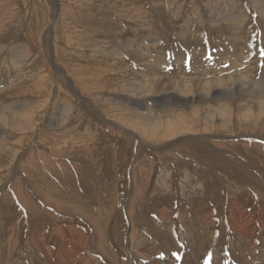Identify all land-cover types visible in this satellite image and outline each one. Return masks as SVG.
<instances>
[{
  "label": "rangeland",
  "instance_id": "rangeland-1",
  "mask_svg": "<svg viewBox=\"0 0 264 264\" xmlns=\"http://www.w3.org/2000/svg\"><path fill=\"white\" fill-rule=\"evenodd\" d=\"M231 1L0 0V116L40 109L28 134H14L18 143L0 140L10 146L0 153V264L264 263V114L245 122L242 96L213 97L204 105L217 115L215 105L226 103L232 120L175 144L112 116L137 105L145 80L154 87L151 110L181 114L188 96L177 82L179 60L187 74L196 76L205 62L240 86V51L228 62L236 46L250 64L245 83L263 81L264 10L233 0L232 12ZM217 6L228 15L217 17ZM244 9L237 22L226 21ZM140 37H155L157 45L146 47ZM99 46L120 58L100 55ZM227 48V61L217 60ZM157 52L170 63L153 64L148 56ZM177 54L186 60L174 61ZM113 60L119 72H106ZM232 62L238 65L228 70ZM124 82H131L127 92ZM198 109L193 104L184 115Z\"/></svg>",
  "mask_w": 264,
  "mask_h": 264
},
{
  "label": "bare ground",
  "instance_id": "bare-ground-1",
  "mask_svg": "<svg viewBox=\"0 0 264 264\" xmlns=\"http://www.w3.org/2000/svg\"><path fill=\"white\" fill-rule=\"evenodd\" d=\"M194 1V0H193ZM229 1V0H228ZM256 5V9L259 10V12H261L262 10H264V0H253ZM207 2V1H206ZM212 2V1H210ZM233 3V0L231 1ZM227 3L228 6H229V11H232L234 12L233 10L236 9L234 7V4L235 3ZM237 3V2H236ZM209 4V3H207ZM213 5V4H212ZM196 6V4H195ZM216 6V5H215ZM225 8V7H223ZM223 8H220L217 6V8L214 9V12L217 14V17L220 16V18L222 17V15H225V13L228 15L229 11L227 12H224V14L222 13V11H225L223 10ZM246 10L244 9L242 11L241 14H235V15H232L229 19H227L226 21L228 22H237V18H242V15H246ZM30 13V12H29ZM262 13H260L259 15H261ZM226 16V15H225ZM228 17V16H227ZM260 17V16H259ZM25 19V18H24ZM30 21V20H29ZM23 23V22H21ZM32 23V22H31ZM263 23V22H262ZM29 24V23H28ZM23 25V24H21ZM34 25V24H33ZM239 25V22L238 23H233L231 24L230 27L232 28H237ZM26 26V25H25ZM227 28V27H226ZM38 30V29H37ZM36 30V31H37ZM49 30V29H48ZM2 32V31H1ZM29 32V31H28ZM181 32V31H180ZM225 32V31H224ZM45 33V32H44ZM48 33V32H47ZM46 33V35L48 36V34ZM30 34V33H29ZM238 34V33H237ZM27 35V34H26ZM223 35V34H222ZM240 35V34H239ZM234 36V35H233ZM46 37V36H45ZM49 37V36H48ZM47 37V38H48ZM185 37V36H184ZM221 37V36H220ZM146 37H140L139 39L141 40V43H149L150 45L148 46L147 44H145L146 47H149V48H153L157 45V43H155L154 41L156 40L155 37H148V39L146 38V40H143L145 39ZM230 38V37H229ZM239 37L236 36L235 39L237 40ZM226 39H228L226 37ZM234 39V40H235ZM241 39V38H239ZM25 40V39H24ZM231 40V39H230ZM229 40V41H230ZM242 40V39H241ZM238 41V40H237ZM236 41V42H237ZM240 41V40H239ZM238 41V44L239 43H242V42H239ZM153 42H154V46H153ZM217 42V41H216ZM223 42V41H222ZM218 43V42H217ZM229 43V42H228ZM232 44V43H231ZM237 44V43H236ZM49 45V44H48ZM232 45H235V44H232ZM18 46V45H17ZM20 46V45H19ZM18 46V48H19ZM103 46V45H102ZM219 46V44H218ZM221 46V45H220ZM228 46V45H226ZM225 46V47H226ZM230 46V45H229ZM228 46V47H229ZM54 47V46H53ZM100 47L99 46V51H100V55L102 54H107V52H110L112 54H114V56L120 58V55H121V52H119L118 50L114 49L112 51H109L107 50L106 52H103L102 50H100ZM237 47V48H236ZM234 49L236 51V53H230V52H233V51H230L229 49H233L232 48H227V50H224V52L220 53L219 57L217 60H222L224 59L226 62L227 61V55H228V62L230 61L229 58L234 55V56H237V52H239V54L241 55V59H242V62L245 63V64H242L240 65V71L243 69L244 67V70L241 71V74L239 75V81H240V86H237L236 84V78L234 77V75H227V77L223 76L222 78L220 77L222 72H224L222 69H217V70H211L209 65H207L205 62L202 64V63H199V64H202L204 65V70L202 69V66L200 68H197L199 69L198 72L200 71V73H196V76L194 74H187L185 73V69H182L184 67L183 64V61H180L179 60V76L180 78L177 80V82L179 84H183L180 88L183 89V93H186V95L188 96V103L184 102L185 99H183L184 101H181L179 107L181 108L179 111H181L179 115H176V113H174L175 115H165V116H162L161 114L159 115L158 112L156 109H150V106H148L146 104V101L148 98H150L151 96V92L153 91L154 87H151V86H148L147 83H150V81L148 80H145L142 84L143 85V88L142 90L140 91V93L142 94V99L140 100H136L135 99V102L137 105L133 106L131 103L129 104V108L124 112L122 111L121 113H118V114H113L112 113V116L115 117L116 119H118L117 122H119L121 125L125 126V127H130L132 129H140L143 133H144V136L146 138H153V139H156L157 141H160V140H166L168 141V144L171 143V144H175L177 140H181L182 139V136L185 137V135H192L195 133H201V132H205L206 130H208L210 127L209 125H212L213 127H216L218 125H225L226 123L230 122L232 120V114L230 112V109L228 107V105L226 103H224L223 105L221 104H216L215 106H219L221 107L220 108V112L216 115L215 112H212V109H211V106L209 105H204L206 103V101H209V104L212 102L211 101V98L215 97L216 99H221V98H225V99H232V98H236L237 96H242L241 97V107L239 109V112H241V117H243L244 121L247 122L249 121L250 119H255V120H258L261 118V115L264 114V80L263 81H258L256 82L255 84V80H250L248 82L245 83L246 81V75L244 74V72H248V69L250 67V64H247L246 63V55L243 54V50H244V47L243 48H239L238 46H236ZM57 48V47H56ZM128 48V47H127ZM22 49V48H21ZM206 50V48H204ZM222 49V46L221 48ZM16 49H14L15 51ZM25 50V49H24ZM209 50V49H208ZM207 51V50H206ZM221 51V50H219ZM119 52V53H118ZM16 53V52H15ZM14 54V53H13ZM158 55H156L155 53H152L150 54L148 57L149 58H155L154 60H152L153 64H156V63H159L161 67H164V64L163 63H170L169 60L167 59L168 57L165 55H161L160 52H157ZM215 54V53H213ZM212 54V55H213ZM177 58H173L174 61L175 60H178V59H182V60H186L185 56L183 55H180V54H177ZM108 56V55H107ZM215 57H217L216 55H214ZM13 57V56H12ZM27 57V56H26ZM161 57H164V58H161ZM175 57V56H174ZM202 57V56H201ZM212 57V56H211ZM30 58V57H29ZM210 58V57H209ZM21 59V58H20ZM26 59V58H25ZM112 59V58H111ZM114 59V58H113ZM205 59V58H204ZM27 60V59H26ZM201 61V58L199 59ZM212 60V59H211ZM21 61V60H20ZM19 61V63H20ZM149 61V60H148ZM203 62V61H201ZM213 62V61H211ZM217 62V61H216ZM29 63V62H28ZM214 63V62H213ZM230 63V62H229ZM233 63V62H232ZM21 64H24V63H21ZM21 64L20 65H16L17 67H21ZM177 64V63H176ZM187 64V63H186ZM101 65V64H100ZM178 65V64H177ZM238 63H233L232 66L229 69H231L232 67L234 66H237ZM15 66V65H14ZM15 66V68H16ZM58 66V65H57ZM154 66V65H153ZM196 66H198L196 64ZM194 66V67H196ZM210 66L211 63H210ZM97 67V66H96ZM100 67V66H99ZM104 67V66H103ZM119 62L113 60V63H109V65H107V71L106 72H109L111 70H116L119 72ZM150 67V66H149ZM152 67V66H151ZM227 67V66H226ZM252 67V66H251ZM31 68V67H30ZM156 68V67H155ZM157 68L161 69L159 66H157ZM175 68V67H174ZM185 68V67H184ZM224 68V67H222ZM102 69V68H101ZM141 69V68H140ZM195 69V68H194ZM211 70V71H206V70ZM13 70V69H12ZM22 70V69H21ZM99 70V69H98ZM130 70L131 71H134L133 70V67L131 68L130 66ZM196 70V69H195ZM1 71V70H0ZM8 71V70H7ZM16 71V69H15ZM32 71V70H31ZM101 71V70H100ZM113 71V72H114ZM150 71V70H149ZM154 71V70H153ZM160 71V70H159ZM156 72L155 76L158 77V72ZM12 72V71H11ZM14 72V71H13ZM18 72V71H16ZM23 72V71H21ZM95 72H97L95 70ZM146 72V71H145ZM148 72V70H147ZM161 72V71H160ZM159 72V76H160V73ZM6 73V72H5ZM153 73V72H152ZM151 73V74H152ZM215 73L216 76H213ZM3 74V73H2ZM10 74V73H9ZM15 74V72H14ZM29 74V73H27ZM121 74V73H120ZM149 74V73H148ZM150 74V75H151ZM201 74H204L201 76ZM41 75V74H40ZM39 75V76H40ZM91 75V74H90ZM94 74H92L93 76ZM98 75V73H97ZM153 75V74H152ZM183 75H187V79L185 81H183L182 77ZM209 75H212V79H207V78H203V77H208ZM32 76V74H31ZM43 76V75H42ZM110 76V75H109ZM127 76V75H126ZM219 76V77H218ZM1 77V75H0ZM96 77V76H95ZM99 77V75H98ZM112 77V76H111ZM113 77H116L113 76ZM185 77V76H184ZM192 77V78H190ZM196 77V79H194ZM202 77V78H201ZM94 78V77H93ZM100 78V77H99ZM17 79V78H16ZM35 79V78H34ZM98 79V78H97ZM96 79V80H97ZM117 79V78H116ZM59 80V79H57ZM89 80V79H88ZM90 80H91V76H90ZM108 80V79H106ZM120 80V79H119ZM125 80V79H123ZM16 81V80H15ZM14 81V82H15ZM31 81V80H30ZM34 81V80H33ZM104 81V80H103ZM109 81V80H108ZM90 82V81H89ZM101 82V81H100ZM132 82V81H131ZM130 82V83H131ZM34 83V82H33ZM107 83V82H106ZM109 83V82H108ZM112 83V82H111ZM128 82H124V85H122V89L121 90H124V91H128V88L126 87L128 84H130ZM226 84V85H230L231 88L230 89H224L223 88V84ZM16 84V83H15ZM100 84V83H99ZM103 84V83H102ZM105 84V83H104ZM14 85V84H13ZM12 85V86H13ZM95 86V85H94ZM97 86L98 83H97ZM89 87V86H88ZM96 88V87H95ZM103 89V86H99L96 91L98 90H101ZM106 89V88H105ZM119 90V89H118ZM249 90L250 93H247ZM94 91V89H93ZM92 92V91H91ZM95 92V91H94ZM123 92V91H122ZM245 92L246 95H243L241 93ZM256 92H260V94L262 95V97H258L257 93ZM253 93V95H252ZM256 93V94H255ZM255 95V97H254ZM135 96H138V94H136ZM247 97V98H246ZM246 98V99H245ZM108 102H110L111 104H114L116 101L115 99L111 98L110 96V100H108ZM131 102V100L129 101ZM141 103H145L146 106L145 108L143 107V104ZM148 103V101H147ZM30 104V103H28ZM118 104V103H117ZM193 104H195L196 106H198V111L194 112L193 114H190L189 116H186L184 115V109L185 108H190ZM212 104V103H211ZM14 105V104H12ZM34 105V104H33ZM39 105V104H37ZM24 106H26L24 104ZM31 106V105H30ZM41 106V105H40ZM106 106V105H105ZM213 106V105H212ZM213 106V107H215ZM34 107V106H33ZM36 107V106H35ZM44 107V106H42ZM178 107V109H179ZM28 108V106H27ZM107 108V107H106ZM23 109V108H21ZM25 109V108H24ZM23 109V110H24ZM29 109V108H28ZM123 109V108H122ZM120 109V111L122 110ZM134 109H136L135 111H133ZM203 109H205L203 111ZM8 109L6 107L3 108V111H7ZM15 110V109H14ZM18 110V109H17ZM27 110V109H26ZM24 110V111H20V113L16 114H9V115H6V116H0V140H6L7 142H9L11 145L15 143H18L19 142V139H16L14 140V134H19V133H24V132H28L30 130V125L33 121V119L36 117V115L38 114V112L40 111V109H35V110ZM19 111V110H18ZM136 111H141L142 113H144V115L142 114H139L137 113ZM178 111V110H177ZM178 111V113H179ZM203 111V112H202ZM116 112V111H115ZM176 112V111H175ZM192 115V116H191ZM57 116V115H56ZM58 119V118H57ZM63 120V119H62ZM183 120H186L188 121L187 123H183L182 121ZM243 121V122H244ZM251 121V120H250ZM249 121V122H250ZM248 122V123H249ZM254 123V122H253ZM189 124V125H187ZM255 124V123H254ZM98 125V124H97ZM37 126V125H36ZM49 126V125H48ZM53 126V125H51ZM37 128V127H36ZM54 128H57V127H54ZM59 128V127H58ZM34 129V128H33ZM68 129V128H67ZM37 130V129H36ZM87 130V129H86ZM60 132V131H59ZM28 134V133H27ZM76 134V133H75ZM36 135V134H35ZM51 135V134H49ZM70 135V134H69ZM37 136V135H36ZM54 136V135H53ZM74 136V135H73ZM84 136V135H83ZM143 137V136H142ZM187 137V136H186ZM44 138V137H43ZM190 138V137H189ZM41 139V138H40ZM55 139V138H54ZM196 139V137H195ZM184 140V139H183ZM81 141V140H80ZM182 141V140H181ZM5 142V141H4ZM42 142V141H40ZM188 142V141H187ZM180 145V144H179ZM212 145V144H211ZM167 146V145H166ZM169 146V145H168ZM217 146V145H216ZM10 146H8V144L6 143L5 145H1L0 143V153L3 152L4 150H7L9 149ZM222 148H224L222 146ZM66 149V148H65ZM175 149V148H174ZM222 151V150H221ZM57 152V151H56ZM224 153V150L222 151ZM58 153V152H57ZM222 153V154H223ZM229 153V152H228ZM233 153V152H232ZM220 156V155H219ZM221 157V156H220ZM240 158V157H239ZM241 160V158H240ZM243 160V159H242ZM240 162V161H239ZM244 162V161H243ZM247 166V165H246ZM189 174V173H188ZM188 174L186 173V175L188 176ZM193 179V178H192ZM187 186V185H186ZM162 187V186H161ZM242 188V187H241ZM240 188V189H241ZM244 189V188H243ZM243 191V190H241ZM156 194V193H155ZM248 194V193H247ZM191 199V198H190ZM163 216V215H162ZM166 217V216H165ZM163 221V220H162ZM239 222V221H237ZM238 224V223H237ZM239 226V225H238ZM180 227V226H179ZM182 228V227H181ZM164 229V228H163ZM167 229V228H166ZM165 230V229H164ZM99 231V230H98ZM148 231V230H147ZM166 231V230H165ZM100 232V231H99ZM105 233V232H104ZM103 233V234H104ZM138 233V232H137ZM102 234V233H101ZM106 234V233H105ZM17 235V234H16ZM82 235V234H81ZM191 235V234H190ZM77 236V234H76ZM107 236V235H106ZM131 236V235H130ZM134 237V235H133ZM105 238V236H104ZM132 238V236H131ZM184 238V237H183ZM136 239V238H134ZM133 240V239H132ZM248 240V239H247ZM134 241V240H133ZM141 241V240H139ZM138 241V242H139ZM100 242V241H99ZM143 242V241H142ZM150 242V241H149ZM153 242V241H152ZM141 242H139L140 244ZM141 245V244H140ZM245 246V245H244ZM247 246V244H246ZM134 248V247H133ZM243 248V246H242ZM249 248V250L251 249L250 247H247ZM146 249V248H145ZM239 249V248H238ZM244 249V248H243ZM154 250V249H152ZM246 250V249H245ZM136 251V250H135ZM150 251V250H149ZM242 251V250H241ZM248 251V250H247ZM253 251V250H252ZM243 252V251H242ZM91 253V252H90ZM140 253V252H139ZM138 253V254H139ZM150 253V252H149ZM256 253V252H255ZM137 254V255H138ZM155 254V253H154ZM261 258H262V254L261 252H258L257 253ZM222 256V255H221ZM241 257H245V252L243 254H240ZM248 256V254H247ZM253 256V255H252ZM151 257V255H150ZM240 259V258H239ZM263 259V258H262ZM241 260V259H240ZM244 260V258L242 259ZM254 260V258L252 259ZM153 261V260H152ZM150 261V262H152ZM260 261V260H259ZM158 262V261H157ZM250 262V261H249ZM263 262H264V259H263ZM222 263V262H221ZM242 263V262H241ZM244 263V262H243ZM152 264V263H151ZM157 264V263H156ZM244 264H248V262H245ZM250 264V263H249ZM256 264V263H255ZM258 264V263H257ZM261 264V263H260ZM264 264V263H263Z\"/></svg>",
  "mask_w": 264,
  "mask_h": 264
},
{
  "label": "crops",
  "instance_id": "crops-1",
  "mask_svg": "<svg viewBox=\"0 0 264 264\" xmlns=\"http://www.w3.org/2000/svg\"><path fill=\"white\" fill-rule=\"evenodd\" d=\"M56 180L60 181L59 178H56Z\"/></svg>",
  "mask_w": 264,
  "mask_h": 264
}]
</instances>
